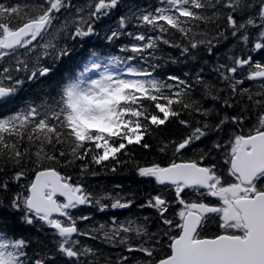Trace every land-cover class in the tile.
Masks as SVG:
<instances>
[{
	"label": "snow or ice",
	"instance_id": "snow-or-ice-1",
	"mask_svg": "<svg viewBox=\"0 0 264 264\" xmlns=\"http://www.w3.org/2000/svg\"><path fill=\"white\" fill-rule=\"evenodd\" d=\"M122 2L0 0V106L47 80L70 54L66 40L97 35ZM122 36L127 55L91 62L99 78L86 79V67L54 90L42 86L39 102L0 116V209L48 229L53 246L32 248L0 218V264H264V59H256L264 56V0H156L132 19L121 15L104 38ZM230 39L227 61L210 69L217 82L204 67L156 75L162 46L197 61L196 50L212 55ZM173 121L187 131L159 141L163 162L132 157L133 146L151 150L147 137ZM78 162L75 179L61 171ZM128 163L155 186L142 203L135 192L89 190L94 166L116 172ZM82 206L150 213L82 228L92 220L77 214ZM82 237L119 251L104 255Z\"/></svg>",
	"mask_w": 264,
	"mask_h": 264
},
{
	"label": "trees",
	"instance_id": "trees-1",
	"mask_svg": "<svg viewBox=\"0 0 264 264\" xmlns=\"http://www.w3.org/2000/svg\"><path fill=\"white\" fill-rule=\"evenodd\" d=\"M11 3L23 2V0H10ZM156 0H123L121 6L117 10H113L110 16L103 18L102 23L97 25V35H92L83 40L77 39L75 41L67 39L66 43L70 48V54L59 60L54 65V71L47 80L41 83L25 86V89L21 90L14 102L11 105L0 106V116L15 111L17 107H22L29 99H35L39 102L40 97L43 95L42 86L50 87L53 90L61 83L67 82L69 79H74L75 76L80 74V71L88 68L90 62L94 59H99L101 62L107 63L108 57L117 55L125 56L126 53L120 52V47L126 43H129V37L122 36L114 43H109L105 40V34L108 33V29L115 28L117 21L121 15H126L129 19H132V13L136 12L138 8H146L148 6H154ZM76 5H82L84 0H73ZM203 27V25H202ZM128 31H135V22L133 21L127 28ZM65 41L62 40L61 43ZM234 41L228 40L220 44L214 49L213 54L209 55L204 48L196 50L198 56L197 61L189 60L180 56V52L176 48H169L162 46L161 50L156 53L157 56L164 57L165 60L159 61L164 66L158 68L156 75L163 76L168 74L183 76L184 73H194L199 71L201 67H204L205 71L203 75L207 79H211L214 82L215 76L211 73L210 69L218 61L226 62L227 55L230 54ZM95 53V55H93ZM174 57L181 61V63L173 64L167 61V57ZM256 59H264V56H256ZM134 65L136 61L132 62ZM147 67V65H143ZM246 87L250 84H246ZM198 98V93H197ZM212 102L208 101L206 106L211 107ZM187 118V117H185ZM187 130L181 128L175 121L168 124L166 127L154 130V135L147 137L148 142L153 145L151 150H145L136 146L131 149L132 157L138 161L141 165L150 164L152 162H163L166 157L161 156L157 151V145L161 139H175ZM207 142V141H206ZM201 147L203 145H200ZM129 157L122 156V160H126ZM79 162L76 168L61 169L62 172H67L75 179L78 175ZM94 170L97 172L95 176H88L86 183L90 191L94 193L101 192H122L130 193L135 192L137 196V204L142 203L146 199V194L153 193L155 186L153 183L140 178L136 175L135 167L132 163L126 165L117 166V171L112 172L110 169L94 166ZM121 186L117 188L116 186ZM10 198V196H9ZM5 204L8 203V198L5 199ZM107 202V201H106ZM150 210L140 209L139 207H133L132 209L113 210L109 209L106 212H99L94 207H81L77 214H89L92 216V220L81 223L80 227H84L85 224L89 226H97L100 223H105L113 216L118 217L120 220L126 217H137L148 215ZM154 214V213H152ZM0 218H3L7 223V230L15 235L26 237L32 241V248H41L42 246L37 241H43L49 248L53 247L51 244V233L48 229L40 230L39 225L27 226L19 223L16 215L12 214L7 208L0 209ZM83 243L92 245L99 248L104 255H112L119 249H113L106 244L100 243L98 240L81 238ZM31 251V249H30ZM138 255V254H136Z\"/></svg>",
	"mask_w": 264,
	"mask_h": 264
},
{
	"label": "rangeland",
	"instance_id": "rangeland-1",
	"mask_svg": "<svg viewBox=\"0 0 264 264\" xmlns=\"http://www.w3.org/2000/svg\"><path fill=\"white\" fill-rule=\"evenodd\" d=\"M94 60H97V61H99V62H101L99 59H94ZM93 61V60H92ZM91 61V62H92ZM91 62H90V65H91ZM101 63H103V64H106L105 62H101ZM88 69H89V71L85 74V78L86 79H95V78H99V75H100V71H102V69L101 70H95V69H91V67L89 66L88 67ZM84 70L85 69H83L82 71H80V74L81 73H84ZM115 70V69H114ZM80 74H78L77 76H79ZM77 76H75L74 77V79L77 77Z\"/></svg>",
	"mask_w": 264,
	"mask_h": 264
},
{
	"label": "water",
	"instance_id": "water-1",
	"mask_svg": "<svg viewBox=\"0 0 264 264\" xmlns=\"http://www.w3.org/2000/svg\"><path fill=\"white\" fill-rule=\"evenodd\" d=\"M62 199V198H61Z\"/></svg>",
	"mask_w": 264,
	"mask_h": 264
}]
</instances>
